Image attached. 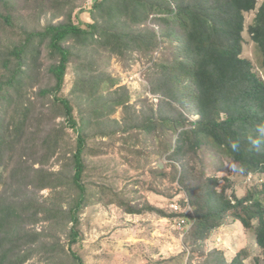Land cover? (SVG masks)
Segmentation results:
<instances>
[{"label": "trees", "instance_id": "obj_1", "mask_svg": "<svg viewBox=\"0 0 264 264\" xmlns=\"http://www.w3.org/2000/svg\"><path fill=\"white\" fill-rule=\"evenodd\" d=\"M86 1L0 0V264L34 258L84 264L75 249L80 218L98 193L88 183L86 150L99 138L108 139L112 151L126 152L127 161L150 153L163 157V168L151 172L185 195L178 212L118 201L127 213L178 218L189 225V243L200 248L232 219L255 236L264 264V181L243 197L228 196L229 185L207 177L201 164V149L210 145L243 168H230L236 177L264 176V151L250 150L247 141L264 122V79L241 56L244 14L255 10L257 0H91V22L83 24L74 13ZM47 15L62 19L31 26ZM150 16L154 23L148 26ZM247 32L264 70V3ZM164 50L171 60L154 59ZM43 51L51 61L50 84L32 96ZM132 54L152 61L148 85L157 103L141 99L140 109L104 68L110 59ZM35 100L41 101L39 112ZM118 110L119 119L113 118ZM139 132L151 141L150 153L134 149L139 141L132 136ZM229 138L239 140L238 152L227 147ZM43 190L47 196L39 194ZM196 254L192 250L190 258ZM201 258L200 264H244L239 256L228 263L216 250L205 255L202 249Z\"/></svg>", "mask_w": 264, "mask_h": 264}, {"label": "rangeland", "instance_id": "obj_2", "mask_svg": "<svg viewBox=\"0 0 264 264\" xmlns=\"http://www.w3.org/2000/svg\"><path fill=\"white\" fill-rule=\"evenodd\" d=\"M262 3L264 0H257L255 10L244 14L245 29L242 33L241 56L250 60L254 69L259 71L264 79V70L260 71L259 68L258 53L247 32V27L253 22L256 10ZM91 6L92 1L87 0L75 11V19L77 16L79 22L83 24L91 22L89 14ZM61 19H52L47 15L41 17L38 23L34 18L31 26L41 29L46 21L51 20L55 23ZM153 23L150 16L146 25L151 26ZM171 48L173 45L170 46ZM168 52V50L156 52L154 59L165 55L169 61L171 57ZM138 57V54H132L127 60L112 58L104 67L106 73L116 80L117 86L123 85L129 90L130 104L136 109H140L141 99L147 98L150 102L157 103L156 97L149 92L148 85V73L152 61L140 60ZM50 63L47 53L43 51L37 60V71L34 72L32 82L34 85L30 90L32 96L38 87H47L50 84L48 73ZM65 79L63 93L68 96L72 87L71 74L68 73ZM35 107L39 112L40 100H35ZM120 114L118 110L112 117L119 119ZM192 119L197 117L193 116ZM137 139L139 144L134 149L150 153L149 138L139 132V135L135 133L132 136L133 142ZM87 147L89 167L87 173L91 177L88 183L92 190L98 193L92 198L91 204L84 209L80 218L82 237L75 249L84 264H177L180 260L184 264H200L202 249L205 255L213 250L221 251L228 263L239 256L243 258L244 264H263V255L256 246L255 236L245 232L237 222L233 223L232 219L214 230L203 248H200L189 243L187 239L189 225L179 224L178 218H163L146 211L141 214H129L124 206L118 204V201L123 200L132 208L143 210L149 204L167 212L177 211L176 206L185 195L177 193L178 186L173 187L169 179L161 181L151 172L152 169L163 168V157L155 159L154 154L150 153L148 158H133L127 161L124 157L129 158V155L124 151L120 153L112 151L111 142L105 138L91 140ZM201 156L203 172L207 177L219 179V185H229L228 196L235 194L237 197H243L246 189L248 190L258 181H264V176L258 175L249 177V180L236 177L230 171L231 162L217 154L210 145L202 147ZM58 168V165H54V170ZM240 180H242L241 186L237 184ZM227 181L229 184H226ZM48 193V190H43L39 194L47 196ZM184 226H187L186 229ZM61 241L65 243V238L63 237ZM192 250H196L197 254L190 258ZM27 264H44V262L34 258Z\"/></svg>", "mask_w": 264, "mask_h": 264}, {"label": "clouds", "instance_id": "obj_3", "mask_svg": "<svg viewBox=\"0 0 264 264\" xmlns=\"http://www.w3.org/2000/svg\"><path fill=\"white\" fill-rule=\"evenodd\" d=\"M254 131L256 135H249L247 137L250 150L257 153L264 151V122H259L255 125ZM227 147L231 149L233 153L240 150L239 140L229 138ZM235 171H243V168L238 166L235 162L231 165Z\"/></svg>", "mask_w": 264, "mask_h": 264}]
</instances>
